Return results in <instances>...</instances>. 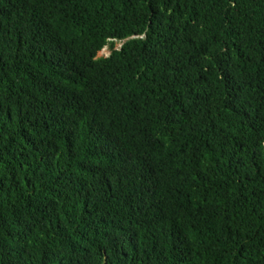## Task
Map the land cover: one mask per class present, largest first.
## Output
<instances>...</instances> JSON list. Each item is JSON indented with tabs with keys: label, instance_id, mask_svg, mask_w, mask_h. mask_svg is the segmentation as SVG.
<instances>
[{
	"label": "trees",
	"instance_id": "trees-1",
	"mask_svg": "<svg viewBox=\"0 0 264 264\" xmlns=\"http://www.w3.org/2000/svg\"><path fill=\"white\" fill-rule=\"evenodd\" d=\"M0 264H264V0H0Z\"/></svg>",
	"mask_w": 264,
	"mask_h": 264
},
{
	"label": "rangeland",
	"instance_id": "rangeland-1",
	"mask_svg": "<svg viewBox=\"0 0 264 264\" xmlns=\"http://www.w3.org/2000/svg\"><path fill=\"white\" fill-rule=\"evenodd\" d=\"M120 45H121V42H115V44H114V48H119L120 47ZM109 52H110V49H109V47L106 45L99 53H98V55L99 56H107L108 54H109Z\"/></svg>",
	"mask_w": 264,
	"mask_h": 264
},
{
	"label": "built area",
	"instance_id": "built-area-1",
	"mask_svg": "<svg viewBox=\"0 0 264 264\" xmlns=\"http://www.w3.org/2000/svg\"><path fill=\"white\" fill-rule=\"evenodd\" d=\"M104 47H105V46H104ZM104 47H103V48H104ZM103 48H101V50H102ZM101 50H99L98 53H99ZM98 53H97V56H99ZM104 57H105V56H104Z\"/></svg>",
	"mask_w": 264,
	"mask_h": 264
}]
</instances>
